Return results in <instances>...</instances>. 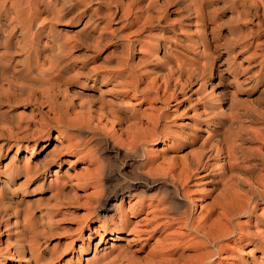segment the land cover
Here are the masks:
<instances>
[{
  "label": "bare ground",
  "instance_id": "6f19581e",
  "mask_svg": "<svg viewBox=\"0 0 264 264\" xmlns=\"http://www.w3.org/2000/svg\"><path fill=\"white\" fill-rule=\"evenodd\" d=\"M64 21L81 25V31H86L90 35V41L86 43L89 52L73 55L71 49L73 44L58 36V28L63 25ZM188 28L192 30L191 33H188ZM115 36L121 39L122 50H111L96 64L100 50L98 47L105 46ZM182 37L187 42H196V44L198 42L200 45L195 48L189 46L186 54H181L177 39ZM252 44H256V51L264 58V0H0V159L7 156L9 150H14L11 156L19 150L28 151L29 146L34 147L43 138H45V145H48L53 131L57 132L54 140L59 141L62 139H60L62 135L60 132L74 131V134L78 133L75 136H79L76 141L73 139L75 137L73 134L74 137L66 138L65 143L62 141L55 143L39 159L38 164L34 163L26 170L23 169L25 167L20 166L26 175L23 178L25 185L37 178H44L47 173L51 172L50 166L56 167L52 173L55 175L64 160H67L68 169L73 163H70L66 157L63 158L64 154L67 155L87 145L89 138L92 139L94 136H96L93 138L95 142L100 140L97 135L93 134L88 137L85 134L95 131L90 127V121V124L88 123L89 118L86 121L82 120L85 115L82 111L88 110L86 115L90 117L89 109L94 108L97 115L103 116L112 126L118 125L120 132H127L125 135L127 148H124L126 153L135 155L141 153L142 169L138 173L142 180L138 186L145 187L158 179L165 180V183L169 181V185L167 183L163 187L166 194L163 203H166L158 208L162 209L160 211L166 218V221L162 220L161 228L170 226L173 221H178V227L185 226L187 232L190 231L188 235L194 233L200 237L204 245L213 246L211 250H205L207 252L204 254L198 255L197 253L195 257H187V249L182 246L185 242L182 240L184 236L182 234L171 236L169 233L171 231L168 232V229L166 240L170 236L173 243L169 242V238L170 245L162 244L161 249L151 251L155 247L158 249V245H154L150 250L153 254L150 255L148 251L149 254L146 253V255L150 256L143 263L136 262L138 259L131 260L133 257L130 253L128 257L131 259H127L124 250L118 247L119 251L115 252V249H110V252L100 261H96V264H212L215 256L222 249L221 242L234 235L237 236L236 240L239 243V248H235L239 249V261L243 264H260L256 258H262L264 261V245L261 241L263 238L258 239L259 235H263L258 230L264 233V213L261 214L264 211V173L262 172V178L259 174L261 171L258 172L260 176L254 175V171L257 167L264 166V160L261 158L259 146L250 147L249 143L259 141L264 144V102H261L259 98L253 99V104L255 103L263 111L259 112L257 109L258 111L253 110L252 112L251 109L242 106L243 102L238 101L235 95L229 94V97L225 98L226 96L217 87L218 83L211 82L208 85L212 90L214 100L218 101V110H211L208 102L203 101L195 109L197 118L192 119L194 116H191L188 117L189 120L176 125L175 122L167 121L168 116L162 118L158 114L157 116L147 112L145 114L147 110L134 109L135 111H132L131 105L134 103L129 102L130 99L124 101L122 97L129 91L133 94H144L145 91L139 88V84L147 74H152L155 82L153 91L158 94L159 88L162 87L163 94L159 97L167 104L172 97L179 99L175 93L176 84L171 83L173 74L190 84L193 78L203 73H206V77L211 76L213 65L218 69L217 58L223 53L222 50L228 58H233L232 63H235L236 56L238 54L243 56ZM152 48L153 52H151ZM159 49L160 54H157ZM208 56H212L210 63H208L210 61ZM130 60L136 66L130 64ZM261 63L264 65V59ZM81 80L83 83L80 82ZM74 82H79V87L67 94V88ZM85 84L90 88L89 93L93 96L92 99L85 100V102L74 100L77 95L85 93L83 91ZM108 85L114 88L106 89ZM261 91H264V87ZM21 104L25 105V108H30L29 114L23 111L18 113L17 107ZM77 110L79 112H73ZM71 112L75 113L74 117H71ZM246 118L250 122H257L258 126L260 125L259 128L255 124L254 126L258 129L253 130V125L249 127L250 122L246 125L245 123H248L244 120ZM142 123L147 125L142 128ZM193 126L196 127L197 132L192 141ZM103 136L106 137L104 134ZM160 139L169 144L171 148L173 147L175 151L194 141L199 149L196 152H193L194 149L190 150L191 152L186 151L183 155L176 153L180 161L179 165L175 162L167 163L164 170L160 168L162 176L160 174L158 177L154 168L157 166H152L151 162L154 161L148 158L151 153H148L149 156L146 154L148 148L145 149V145ZM89 145L92 146V144ZM166 159L170 158H165V161ZM212 160H216V163L211 162ZM162 162L163 159L160 163ZM3 168L1 172L4 175L10 174L12 177L1 178L0 187L12 193L13 189L9 187V184L18 177L21 170L7 163ZM220 170L225 172V178L221 177L222 173L218 176ZM90 176L91 174L87 179L95 182L96 176ZM219 177L224 180L221 181ZM84 178L85 182L86 176ZM76 181L78 184L79 181ZM192 181L197 184L217 182L220 186L215 195H212V199L210 198V203L209 201L206 204L202 201L198 203L200 211L196 216L193 215L194 212L191 213L192 206L194 210L197 206V202L194 201L196 196L191 195L192 188L190 190L188 186ZM239 184L245 185L246 189L238 192L235 187ZM61 188L62 186L58 184L54 186L56 194ZM202 188L194 189L197 190L198 197L196 198L199 200L204 199V189H207ZM9 198H7L8 201ZM99 198L101 200L100 196ZM156 205L153 206L154 213L158 210L156 208L160 203ZM258 207L263 210L260 211L261 213H257ZM4 210L6 211L5 208ZM14 210H10V213H14ZM150 210L152 213V209ZM44 212H42L45 217L44 224L48 226L51 223L49 213ZM156 212V216L152 217L159 216L158 211ZM241 215L246 216L247 220H244L248 225L243 222L244 220L238 222L246 224L244 226L246 229L240 225L241 223L235 221V218ZM156 221L158 228V223L159 226L161 224ZM25 223L24 226H26ZM30 223L29 221V226ZM99 227L100 225L95 227L93 232H99L97 230ZM119 230L117 225L110 229L113 233L111 236H114L111 240L120 238L117 234ZM175 230L173 231L177 233L178 231ZM31 234L29 233L30 236ZM30 236L28 239L33 240L28 241V244L38 242V238ZM134 238L136 240L137 237ZM177 238L181 239V245L179 244L180 239ZM17 240L15 245L17 251L23 252L26 248L32 251L36 248L35 244L27 245L26 241L23 242L20 237ZM162 240H165V236ZM188 245L186 243L185 246ZM96 246L97 242L94 244V250ZM256 250L260 252L257 257Z\"/></svg>",
  "mask_w": 264,
  "mask_h": 264
},
{
  "label": "rangeland",
  "instance_id": "374dc122",
  "mask_svg": "<svg viewBox=\"0 0 264 264\" xmlns=\"http://www.w3.org/2000/svg\"><path fill=\"white\" fill-rule=\"evenodd\" d=\"M80 28L81 25L75 23H69L68 21H64L63 25L59 26L58 28V36L61 39L65 41H69L73 44L71 48L73 55L76 54L78 55L82 52H89L86 43H89L90 35L86 31H81ZM188 29H189L188 33H191L192 30H190V28ZM121 33L123 34V32H120V34ZM177 42L179 43L177 45L178 48H180L179 52L181 51L180 52L181 54L184 53L186 54V50L189 46L191 48L192 47L195 48L198 45H200L198 44V42L197 44L196 42H187L186 39H184L183 37L178 38ZM255 46L256 44H252L249 47V49L244 53L243 56L241 54H238L235 58V63H232L234 59L228 58L225 54V51L221 49L223 53L219 54L217 58V65L219 70L215 65H213L211 76L206 77V73H203L200 76H196L198 78L196 77L193 78L190 84L188 82L182 81L179 77L173 74L171 83L172 85L173 83L176 84L175 93L177 94V97H179V99L178 98L175 99L172 97L170 100H168L167 104L164 103L159 97L163 94L162 87L159 88L158 94L153 91L155 82L153 81L154 75L152 74H147V76H145L143 81L139 84L140 86L139 88L145 91L144 94H138L135 92H134L135 94H133L132 91H129L126 95H123L122 97L124 98V101L130 99L129 102L134 103V105H131V107H133L132 111H135L136 109H138V111L147 110L145 111V114L149 113L154 116L155 115L157 116L158 114L162 118L168 116L169 119H167V121L175 122L176 125H178L183 121L184 122L187 121L188 117L194 116L192 117V119L197 118L195 109L199 107L200 103H202L203 101L208 102V104L211 107V110H215V111L218 110L217 108L218 101L214 100L212 90L208 85L209 83L214 82V83H218L217 87L226 96L225 98L229 97V94H233L237 97L238 101L243 102L242 106H246L245 108L251 109L252 112L253 110L255 111L257 109L259 110V112H261L263 110L255 103L253 104V99L259 98L261 102H264V91H261L262 87H264V65H262L261 63L264 58L261 56V54L258 51H256ZM98 48L100 50H99V58L96 61V64L100 62V59L103 55L110 52L111 50L113 49H114L113 51L122 50L121 39L118 36H115L114 39L108 42V44H106L105 46H99ZM153 51L154 49L152 48L151 52ZM157 54H160V49L158 50ZM208 57L210 59L208 63H210L212 56H208ZM129 63L132 64V61L130 60ZM132 65L136 66L135 64ZM80 82L83 83V80H81ZM78 84L79 82H74L71 86L67 88L66 93L68 94V92L72 93L73 90L75 91V88L79 87ZM108 87L111 89L112 85H108L106 89ZM83 91L85 93L80 94L82 96L77 95V98L74 97V100L78 99L79 101L83 100L85 102V100L87 101L88 99H92L93 96L92 95L90 96L91 94L89 93L90 88L87 86V84H85V87H83ZM96 91H98V89ZM24 106L25 105L21 104L20 106L17 107L18 113L19 111L20 112L23 111L24 113L26 112L29 114L30 108L29 107L25 108ZM73 112L77 113L79 112V110ZM73 112H71L70 114L71 117L72 116L74 117L75 113ZM82 112L85 113L82 120L84 119V121H86V119L89 118L88 123L90 121L91 123V124L89 123L90 127L95 131V132H86L85 134L88 137L92 136L93 134L97 135L100 137V140L99 141L96 140L97 142H95L94 141L95 139L93 138L96 136H94L92 139L89 138L87 145L78 148L77 150H73L71 153L67 155L64 154L63 158L66 157V159L70 160V163H73V165L70 166L68 169H67V160H64V162L59 165L58 171H56L55 175H53L52 173L56 167L50 166L49 169L51 172L47 173L44 178L42 177L37 178L34 181L27 182L28 184L26 185H25L26 183L25 179H23L26 176L24 174L25 173L24 170H26L28 167L33 166L34 163L38 164L40 161L39 159H41L45 154V152L50 150L55 143H59L61 141L65 143L69 137L73 138L75 135H78L77 132L74 134V131H69V132L67 131L68 133L60 132L62 134L60 137V139L62 138L61 141L54 140V136L57 132L53 131L51 132L52 138L50 137L51 140L48 141V145H45V140H44L45 138H43V140H39L34 147L29 146L28 151L19 150L13 156H11L14 150L12 151L9 150L7 152V156H3L0 159V179L4 177L9 179L10 177H12L10 176V174L4 175V173L1 172L4 169L3 167L5 163H7V165L11 164L12 166H16L21 170L20 171L21 173L18 175V177H16L15 180L13 179L11 181V184H9V187L13 189L12 193L8 190L4 191L5 189L0 187V196H3L2 198H0V206H1L0 212H2L0 213V264H93V263L96 264L98 261H100L101 258H103V256L107 255V253L110 252V249L113 250L115 249L114 251L116 252L119 251L120 247L122 248V250H124V254L126 255L127 259H131L130 257H128L130 253L133 257L131 260L134 259L135 261L136 259H138L136 262L140 261L138 263H143L145 262V259H147L151 254H153L151 253V251L153 250L156 251L161 249L162 244L165 245L166 243H168L166 244L167 246L173 243V240L170 238V236L169 238L171 240L169 238L168 239L169 242L170 241L172 242L169 243L168 239L166 240V233L168 229H169L168 232L171 231L169 232L171 233V236H173L174 234H182V236H184L183 237L184 239H182L183 241H185L184 243H182L180 238L177 239H180L179 244L181 245L182 243V246H184L185 249H187L186 250L187 257H195L197 253L198 255H200L211 250L213 246L209 244L204 245L201 242L199 236L195 235L194 233L188 235V232L190 231L187 232V227H185L183 224H181V226L184 227H178L179 226L177 225L179 224L178 221H177L178 223L173 221L172 223L174 225L171 224L168 227L165 226V228H161L163 225L162 223L163 221H166V218L164 217V214L161 212L162 209H158V208H160L161 206L163 207L166 203V202L163 203L165 201L164 197H166V194L163 191V187L164 185L166 186L167 183L169 185V181H166L165 183V180L158 179L154 182L149 183L145 187L138 186V183L141 182L140 180H142L140 179L138 173V171L142 169V166L140 164L141 153L135 155L125 152L124 148L125 147L127 148L126 146L127 137L125 135H127V132H120L121 130L119 131L118 125L112 126L108 121H106L103 118V116L101 117L97 115L98 113L96 112V110H94V108L92 110L91 108L89 109L91 118L88 115H86V113H88V110H83ZM244 120H246V122L248 121V123H245L246 125H248L250 121L247 120V118ZM250 124L251 125H249V127L253 125L252 126V128L254 127L253 130H257L260 126V125L258 126L257 122H250ZM146 125L147 124L142 123L141 127L144 128ZM254 125L258 126V128L255 127ZM249 127L247 128L249 129ZM196 132H197L196 127L193 126L192 127L193 136H191L192 141ZM128 133L130 134V132ZM73 134L74 136H72ZM103 134L106 135V137L103 136ZM78 137L75 136L73 139L76 141ZM89 144H92V146ZM249 144L248 145L250 147L252 145L253 146L256 145L257 147L259 146L258 149L261 150L260 152L262 156L261 158L264 160V144L260 143L259 141L251 142ZM196 145L197 143L196 141H194L192 143H188L182 149L175 151L173 147L171 148L169 144H166L165 141L160 139L153 143L151 142L146 144L145 149L148 148L146 149L147 151L146 154L148 156L151 153V155L148 158L154 161L151 162L152 166L156 165L159 169L162 167V169L164 170L165 165L169 162L170 164L175 162L179 165L180 161L177 158L178 156L175 155L176 153L178 155H183V153H185L186 151L191 152L190 150L193 149H194L193 152H196L199 149L198 145L197 146ZM86 147H87V151H85ZM91 147L93 149H88ZM257 147H253V148H257ZM82 150L83 152H80ZM88 150H90L91 152ZM10 156L12 158L11 160L9 159ZM165 158L168 159L170 158L171 160L169 159L170 160L169 161L166 159L167 161H165ZM162 159L163 162L165 161L164 162L165 164L163 162L160 163ZM215 161L216 160H212L211 162H215ZM158 164L160 165V167ZM20 166L22 168L25 167L23 168L24 170ZM157 167H154L155 172L158 175V177H160L162 176V172H161L162 169L159 170L157 169ZM263 169H264L263 165L257 167L256 170L254 171V175L256 176L262 175V172L264 173ZM98 170H100V172H98ZM260 171L261 173H259L260 175H258V172ZM98 173L100 175L97 176ZM224 173L225 172H221L220 170L218 176H220L221 174V177L225 178L226 175L224 176ZM89 174H91L90 177L96 176L95 182L97 183L87 179V177L89 178ZM85 176L87 183L86 181L84 182ZM221 177L219 178L221 179V181H223L224 179H222ZM261 177L263 178V175ZM82 178L83 181H81ZM76 180H78L79 182L81 181L80 182L81 184L83 182L84 183L82 185L79 182L78 184H76L77 183ZM56 184H58V186L60 185L62 186V188L60 189V191H58L57 194L56 191H54V186ZM79 184L81 185V187ZM188 186L189 189L192 188V190L190 189L191 190L190 192H192V194L191 193L190 194L193 197L195 196L198 197L196 194L197 190L195 191L194 189H197L198 187L200 189L202 187L204 188L206 187L208 189V190L206 189L208 191L207 192L204 188H202L205 191L204 192L205 197L203 200H199L195 197L194 201L197 202V206L195 210L194 207L192 206V210H191V213L194 212L193 213L194 216H196L200 211V207L198 203H200L201 201L203 204L204 203L206 204L207 201H209L208 203H210L212 199V195L213 194L215 195L216 191L220 189L219 188L220 186L217 184V182L216 183L203 182V184L202 182H200L199 184H197L196 182L192 181V183L190 182ZM235 188L237 189L238 192H242L244 189H246V186L243 184H239ZM96 192L98 194H96ZM161 194L165 196H162ZM99 196L101 197V200ZM158 196L159 199H157ZM5 197L7 198L10 197L9 201ZM230 197L229 199H231ZM154 203H156L157 205ZM159 203L160 205L159 207L156 208L158 209L156 211H158L160 217L159 216L152 217V216H156L157 213L156 211L154 213L153 209L155 210V208L153 206L154 205L158 206ZM4 208L6 209V211L4 210ZM149 208L152 209L153 211L152 213H154V215L151 213V210ZM10 210H14V213H10ZM44 211L49 213L48 215L49 218L51 219V220L49 219V221L51 222L49 223L50 226L44 224L45 217L43 216L42 213ZM256 211L258 213L263 210L260 207H258ZM7 213L8 215H6ZM263 213L264 211L261 214L263 215ZM214 215H216V212H214ZM25 218L26 219L29 218L28 220L31 222L30 223L31 229H29L30 227L28 225L29 221L28 220L26 221ZM244 219L247 220L246 216L241 215V216H237V218H235V221L242 222V220ZM245 220L243 222H246V224L248 225L247 221ZM25 221L27 223H25ZM149 221L151 224L149 223ZM155 221L160 222L161 224L159 226L158 223V228L156 226ZM24 223L26 226H24ZM32 224L34 225L33 227H35L34 229L32 227ZM246 224L243 225V223H241L240 225L243 226L244 229H246V227H244L246 226ZM98 225H100V227L97 229L99 230V232L98 231L97 233L93 232L95 230V227H98ZM115 225H117V227H119L120 229L117 232V234L120 235V238L117 239L113 238L114 240H111V237L114 236H111V234L113 233L110 232V229ZM23 227L24 228L26 227L25 228L26 232L23 231L24 230ZM132 227L137 230L133 229ZM150 227L153 229L151 230ZM173 228H175L178 232L177 233L174 232L173 230L175 229ZM27 230L30 234L33 232L31 236L29 235ZM258 232L260 234H263L261 236L258 234L259 235L258 239L263 238L261 239V241L262 244L264 245V241H263L264 233L260 232V230H258ZM34 233L36 235L33 236ZM163 235L165 236V240H162L164 239ZM28 236L32 238L33 237L38 238L39 240L37 239L38 242L32 241L34 243L30 242V244H28V241L33 240V239H28ZM19 237L23 240V242L26 241L25 243H27V245L35 244L36 248L32 251L28 250L27 248L24 249L23 252L17 251L15 245ZM134 237H137L136 240ZM236 237L237 236L234 235L232 237L224 239L221 242L223 249V250L221 249L219 253L221 255L219 254L216 255L214 258L215 260L212 264H243L239 261V256H240L238 252L239 243L237 242ZM96 242H97V246H96V250H94L93 247ZM112 242L113 244H111ZM127 243L129 246L127 245ZM186 243L187 245L189 244L190 246L189 245L185 246ZM191 243L192 245L193 244L194 245L192 246ZM154 245L155 246L158 245L157 246L158 249L156 247H155L156 249L153 248ZM195 246L197 247V249H195L196 248ZM128 247L132 251L130 249L128 250L127 249ZM236 247L238 248L235 249ZM244 248L246 247L244 246ZM148 251H150V255H148L149 254ZM146 253L148 254L146 255ZM259 253H260L259 250L255 251L256 257L259 255ZM256 259L260 264H264L262 258L260 259L256 258Z\"/></svg>",
  "mask_w": 264,
  "mask_h": 264
}]
</instances>
